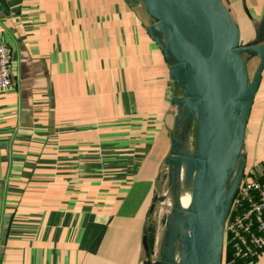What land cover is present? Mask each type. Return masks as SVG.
<instances>
[{
	"label": "crops",
	"instance_id": "obj_1",
	"mask_svg": "<svg viewBox=\"0 0 264 264\" xmlns=\"http://www.w3.org/2000/svg\"><path fill=\"white\" fill-rule=\"evenodd\" d=\"M224 3L248 42L264 0ZM152 24L124 0H0V264L143 261L177 94ZM243 154L264 179V70Z\"/></svg>",
	"mask_w": 264,
	"mask_h": 264
},
{
	"label": "water",
	"instance_id": "obj_2",
	"mask_svg": "<svg viewBox=\"0 0 264 264\" xmlns=\"http://www.w3.org/2000/svg\"><path fill=\"white\" fill-rule=\"evenodd\" d=\"M124 1L141 6L153 21L148 33L168 62L177 91L171 99L175 107L171 153L163 169L169 172V187L175 186L177 173L187 162L179 149L181 130L186 123L195 129L181 264H223L225 225L245 174L247 125L264 70V13L259 24L252 20L255 32L245 42L224 0ZM159 195L153 198L147 220L156 201L165 202L163 193ZM170 220L161 258L152 264L169 260ZM142 245L148 256L147 227Z\"/></svg>",
	"mask_w": 264,
	"mask_h": 264
},
{
	"label": "built area",
	"instance_id": "obj_3",
	"mask_svg": "<svg viewBox=\"0 0 264 264\" xmlns=\"http://www.w3.org/2000/svg\"><path fill=\"white\" fill-rule=\"evenodd\" d=\"M11 60L10 48L0 43V92L13 87ZM226 232L227 258H223V264H255L264 252V179L244 174L226 221Z\"/></svg>",
	"mask_w": 264,
	"mask_h": 264
},
{
	"label": "bare ground",
	"instance_id": "obj_4",
	"mask_svg": "<svg viewBox=\"0 0 264 264\" xmlns=\"http://www.w3.org/2000/svg\"><path fill=\"white\" fill-rule=\"evenodd\" d=\"M187 125L185 124L181 131L180 138V153L182 156L187 158V162L184 164L181 172L177 173L175 188L176 197L172 201L174 207L173 215L170 220L172 224L171 241L168 247L169 260L167 264H181L182 262V250H181V239L185 234V224L187 209L190 201V182L191 179L188 177L191 162L194 159L195 147H193L190 138L184 140L187 137ZM178 236H181L179 238Z\"/></svg>",
	"mask_w": 264,
	"mask_h": 264
},
{
	"label": "rangeland",
	"instance_id": "obj_5",
	"mask_svg": "<svg viewBox=\"0 0 264 264\" xmlns=\"http://www.w3.org/2000/svg\"><path fill=\"white\" fill-rule=\"evenodd\" d=\"M182 131V130H181ZM187 137H184V140L190 138L193 147L196 145V134L195 129L192 123L187 125ZM169 172L164 171L159 180V194L163 193L165 202L159 203L156 201L154 211L150 215V219L146 221L147 233L149 236L150 242V252L148 256L143 258L145 260L144 264H152L160 260L161 258V244L163 243L166 236V220L171 219L173 215L174 207L172 205L173 199L176 197V188L175 186L169 187ZM159 195V196H160ZM181 238V236H178ZM227 242H228V232L225 233L224 237V254L225 261L227 258ZM148 257V258H147ZM148 260V261H146Z\"/></svg>",
	"mask_w": 264,
	"mask_h": 264
},
{
	"label": "trees",
	"instance_id": "obj_6",
	"mask_svg": "<svg viewBox=\"0 0 264 264\" xmlns=\"http://www.w3.org/2000/svg\"><path fill=\"white\" fill-rule=\"evenodd\" d=\"M223 258H225V254H224Z\"/></svg>",
	"mask_w": 264,
	"mask_h": 264
}]
</instances>
